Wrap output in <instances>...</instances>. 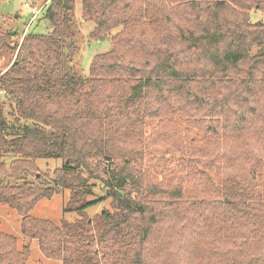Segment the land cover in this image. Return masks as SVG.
Wrapping results in <instances>:
<instances>
[{"label": "trees", "instance_id": "1", "mask_svg": "<svg viewBox=\"0 0 264 264\" xmlns=\"http://www.w3.org/2000/svg\"><path fill=\"white\" fill-rule=\"evenodd\" d=\"M38 11L45 34L0 28V93L16 114L0 111V203L21 234L59 264H264V22L249 20L264 0ZM82 38L110 43L86 75ZM37 159L61 165L42 173ZM65 190L76 217L29 216ZM29 254L0 232V264Z\"/></svg>", "mask_w": 264, "mask_h": 264}, {"label": "rangeland", "instance_id": "2", "mask_svg": "<svg viewBox=\"0 0 264 264\" xmlns=\"http://www.w3.org/2000/svg\"><path fill=\"white\" fill-rule=\"evenodd\" d=\"M49 0H1L0 1V28L3 32L15 33L12 40L21 41L23 36L27 33L45 34L47 27L44 21L37 20L39 11ZM34 9H33V8ZM249 20L251 22H264V13L260 11H251L249 13ZM86 28L81 30L82 34H86V29L91 28V23L85 24ZM81 34V35H82ZM82 38L80 42V49L75 55L76 69L79 74L86 75L93 55L102 53L110 48V43L104 41L87 42ZM0 111L2 117L7 122H12L16 117L13 106L7 102L4 95L0 93ZM36 164L39 171L46 173L53 171L61 165L59 159H37ZM210 174V173H209ZM38 176V174H36ZM37 183V182H35ZM195 189V188H193ZM192 193V191H190ZM194 193V191H193ZM69 199V192L65 190L55 194L50 199H43L39 201L30 211L29 216L38 219H45L54 224H58L62 217L70 220L76 217V214L67 213L63 215L62 209ZM108 205L107 201L102 203V206ZM100 204L88 208L86 211L89 215H94L101 210ZM0 232L14 236L17 239L18 248L23 245H29L30 254L26 264H59L58 261L48 259L43 256L38 248L37 240H32L24 237L20 231V216L18 213L9 208L5 204L0 203Z\"/></svg>", "mask_w": 264, "mask_h": 264}, {"label": "built area", "instance_id": "3", "mask_svg": "<svg viewBox=\"0 0 264 264\" xmlns=\"http://www.w3.org/2000/svg\"><path fill=\"white\" fill-rule=\"evenodd\" d=\"M32 8H33V7H32ZM34 8H35V7H34ZM34 8H33V9H34Z\"/></svg>", "mask_w": 264, "mask_h": 264}]
</instances>
